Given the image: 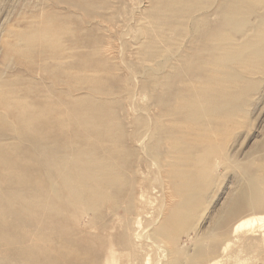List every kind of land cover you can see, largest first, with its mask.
Segmentation results:
<instances>
[{
    "label": "rangeland",
    "instance_id": "1",
    "mask_svg": "<svg viewBox=\"0 0 264 264\" xmlns=\"http://www.w3.org/2000/svg\"><path fill=\"white\" fill-rule=\"evenodd\" d=\"M178 1L179 0H100L99 3L98 0H87L84 5H81L83 12L81 7H79L80 5L73 4L71 0H0V131L3 132L4 137H7L6 139L8 140H15V135H13L15 132L9 130L6 125L16 124L18 121L17 115H20V112L16 113V116L11 113L12 108H14L16 104L22 102L30 104L39 101V104L45 106L53 104L55 99H60L62 102L70 97L72 98V96L76 99L78 97L83 99L89 97V95H96L92 87L99 85L97 86V88H99L101 85L108 88V86L112 84L111 86L114 88L112 95L115 93L113 103L116 109H121V113L123 111V115H120V119H122L124 126H122V130L119 127V131H123L126 134V141H124V144L127 145H125L126 153L128 158H130L129 156L132 154L140 153L139 144L141 143L153 147L154 150L159 148L157 142L152 141V144H148V135L151 129H147V117L151 118L158 113L157 107H155L154 104V98L152 97L153 94L157 97L165 95L162 89H164L166 85H168L171 90H174L179 85L180 81L184 79L186 74L188 75L185 77L187 79L190 75L196 74L194 76L195 81L206 83L211 80V83L214 85L217 83L221 84L223 78L225 80L227 77H230L232 72L237 73V76L239 74L238 81L230 82L231 87L229 86L226 88V92H231L233 97L232 103L234 102L236 105L240 104V107L238 111L233 112L234 114L232 115L229 128L230 131L225 134L222 128H219L218 132L221 134H217V139H215L216 137L213 139V142H215V145H213L218 149L215 150L217 152L214 151V154L210 152V161H208L207 164H203L200 169L198 168L194 171L195 173L201 172V174L204 171V175L200 178L198 177L202 182L201 185L205 187L203 189V202L196 212V216L193 217L192 222L186 228H190L191 230L188 231L183 228L174 243L158 241L161 245L160 247H163L160 249V252L155 246L149 245L148 242L144 240L143 234L145 231L142 232L145 228L144 226L138 227L137 229L134 228V231L127 229L126 215H124L122 211H115V208L122 203L120 197H123V194L119 198L114 197L115 200L112 202L110 198H105L103 201L96 202L95 206H91L90 204L83 206V204L73 201L68 191L62 187H58L55 191H51V195L48 194V200L52 204V207H54L53 211L50 210V212L54 215L42 213L40 210L36 211L35 209L26 208L23 210L24 213L22 212L23 216H25V219H23L24 224H19L18 228H15L16 233L23 232L22 230L24 227H27L26 229L28 231L31 230L33 233L34 231L35 233H39V229L41 233L38 235H42V232H44L42 238L44 236H49L48 238L51 237L50 241L46 239L47 237L44 238L45 240H41V238L38 239V241L40 240V245L42 241L45 244H47L48 241L50 242V246L42 243L41 246H43V248L48 246V249H50V247L53 248L55 246V249L53 248L54 251H58V246H60L62 242H67L61 245L62 248L66 250L62 251H65L63 256L67 254V251L71 254L73 253V258L74 256L76 258L78 253H80L78 257H80L82 261L85 260L87 264H104L105 262V264H139L140 261V264H154V259H156L155 264H158L157 262L159 259L164 260H160L159 264H163V262L167 264V261L170 263L173 257H181L183 252L192 254L199 249L202 252L199 263H188L184 260L179 264H203L205 261V264H264V208L254 209L247 205H240L237 203L236 212L230 219L221 222L219 225H214L213 223L214 217L223 208L227 198L232 194L238 196L240 189L243 188L242 185H245L247 181L245 179L250 178L249 174L251 173L252 175L255 174L257 170L261 171L264 169V148L263 145H261L264 141V58L262 59L263 64L260 62L259 66L257 63H252V60L251 63L253 65H251L248 60L246 62V60H244L245 56L243 60L242 58L239 59L242 61L241 63L237 60L236 62L235 59H231V57H229L231 61L229 58L223 59V57H221L222 59H218L217 57V62L216 60L214 61V58L209 55L207 50L202 48L204 43L206 45V39H202L199 42L198 50L196 49L197 45L193 44L194 37L192 35H194V24H192L191 21L194 16V18H196V16L200 15L201 17L204 15V17L208 18L207 21L211 26L215 27V25H217V27H220L221 30L219 31L221 32V36L225 35L227 37H225L223 41L220 40L219 43L221 44L227 40V43L229 42L228 45L230 44V46L236 47L238 44L241 46L250 40L249 34L251 35V33L255 31V28H257V25L254 24H258L256 15L260 14L263 21L261 20V24H259L261 28L256 36V45L261 49L262 47L264 48V0H238L235 3L231 1V8L234 6L238 7L239 5L245 8V11L240 14L236 20L231 19V21L228 22L227 20L230 19H225L227 17H223L221 13V8L224 7L223 4L225 5L224 2L228 0H211V4L210 2H208L207 5L205 3L204 6L206 7H202L203 9H201L200 12L196 9H191L193 10V14H191V10H189L190 15H187V17L186 14L183 15L184 4L181 10L178 7L180 5ZM187 1L189 0H186V2ZM70 3L71 5L73 4L74 7L73 5L71 6ZM170 4L175 5L173 9L178 7L182 12L180 11L178 13L176 10V13L173 14L170 12L167 16L165 6ZM92 6L93 8H91ZM250 9L255 10V16ZM215 10L216 14H214ZM202 12L205 13L203 14ZM188 16L191 17L188 18ZM159 18L163 19L159 20ZM220 19H222V21ZM222 22L226 27L222 25ZM193 23L195 22L193 21ZM158 31L161 34H159ZM154 32H156V34ZM246 36L249 37L245 38ZM245 39H247V41ZM110 42H112V44ZM148 46H150V48ZM138 52L141 53V55ZM145 53L147 54L145 55ZM218 55H220V53ZM224 57H227V55H224ZM17 60H19L18 63H21L17 64ZM201 62L203 64H201ZM244 63H248V66L246 65L247 68L245 65H241ZM200 64L202 66L200 68L197 67ZM243 66H245V68ZM203 70H205L206 74L210 77L207 81L203 79L202 75L199 76L198 74V71L200 73L201 71L203 72ZM225 75H227V77ZM242 78L246 80L244 81ZM247 80L249 82H246ZM60 83H62V85H60ZM233 83L234 85H232ZM240 85L242 87H240ZM105 87L104 89H106ZM70 89L74 92L71 90V93ZM78 89L79 91H77ZM234 90H237V92H234ZM133 107L137 108L138 112H136L135 110L137 109ZM140 108L143 110L141 111ZM18 110L21 111L19 108ZM131 115H133V118L137 115L135 116L136 123L132 122ZM12 117L14 119H11ZM41 118L43 121H48L52 117L50 114L46 113L41 116ZM204 118H206V116ZM3 126H6L7 129ZM231 127L233 128L231 129ZM140 130L142 131L140 132ZM84 139L85 138H83V140ZM137 140L141 143H138ZM98 142L99 144L101 143L100 145L102 148L107 147L110 143L117 144L116 141H106L103 137L99 138ZM124 144L122 145L124 146ZM161 146L162 147L157 150L163 152L165 147H163V145ZM147 163H149V167L146 166V169L150 170V179L155 181L154 187H150L151 194H149V196L151 195L150 197H152L151 200H153V203L147 210L149 212L148 214L156 216L159 208L164 205L161 189L162 177L160 175L155 176V167L151 165L150 162ZM182 164H184V162H182ZM182 164L181 166L183 167L184 165ZM261 167L262 169H260ZM125 170L124 175H130L129 168ZM253 171L256 172L254 173ZM153 195L156 196L157 200ZM37 202L39 206L43 203L39 200ZM106 203H108L107 205L109 207ZM11 204L15 206L14 204L17 203L11 202ZM96 205H98V208ZM100 206L101 208H99ZM109 211L112 214H109ZM65 217H68V220L64 221ZM0 220H2L1 216ZM245 220H248L246 225L244 224L236 228L240 222ZM92 222H95V224ZM104 222L106 223L105 225L103 224ZM90 225H93V227ZM38 226L41 228H38ZM67 226L71 230L76 229L72 231V233ZM44 227L45 230H43ZM193 227L197 229L196 232L195 229L193 230ZM0 228L3 231L5 229L3 226ZM184 230H186L185 233ZM123 233L131 235L132 241L130 242L131 244H124L126 247L124 251L125 253L127 252V256L124 254L121 259L116 260V250L120 246L117 242L122 240V238H117L115 235L121 236L124 235ZM186 234L189 235L188 238ZM59 235H63L64 237L66 235L67 239L64 237L61 239L62 236ZM69 235H71V237ZM140 235H143V237ZM58 236L61 241L63 240L62 242ZM68 239H71V241H68ZM75 241L81 244L83 242L82 245L80 243L76 244L80 248H83L81 252L78 249L79 247L77 248L79 252L74 248V243H77ZM68 242L72 243L70 244ZM68 244L71 245L72 248L71 246L69 248ZM64 245H66L65 248ZM83 245L84 247L92 248H90L89 251L88 249H84ZM207 245L209 246L207 247ZM52 248L50 249L52 251H48L49 253H54ZM71 249H73L72 252ZM61 250L60 247L59 251L61 252ZM86 250L89 252L86 253ZM91 251L94 254L91 253ZM156 251L158 252L157 255L154 253ZM173 251H178V253L174 254ZM5 252L3 250L0 252V264H19L17 257L12 258L9 256L10 254H4ZM83 252L85 253L83 254ZM162 252L164 253L162 254ZM160 253L163 256L167 253L165 259ZM89 254L91 257H89ZM86 255H88V257ZM93 255H95L98 260L92 258ZM101 255L103 258H101ZM139 255L140 258L142 256L140 261ZM70 256L71 255H67L65 257H68L70 260L72 259ZM80 258L77 259L80 260ZM127 258L130 259L127 260ZM92 259L93 261H91ZM94 259L99 263L95 262ZM32 262L33 261L29 260V262L27 261L25 263L33 264L34 262Z\"/></svg>",
    "mask_w": 264,
    "mask_h": 264
},
{
    "label": "bare ground",
    "instance_id": "2",
    "mask_svg": "<svg viewBox=\"0 0 264 264\" xmlns=\"http://www.w3.org/2000/svg\"><path fill=\"white\" fill-rule=\"evenodd\" d=\"M86 1L87 0H71L73 4L78 5V6L80 5L79 7H81L82 11H83V8L81 5H84ZM98 1L100 3V0ZM231 1L235 3L238 0H228L224 2L225 5L223 4L224 7L221 8V13L223 14L221 15L223 17L226 16L227 18L225 19H230V20H227V22L231 21V19L236 20V18L245 11V8L240 7L239 5L238 7L234 6L233 8H231L230 6ZM239 1H243V0H239ZM178 2L180 4L178 7L181 10H182V5L184 4L183 15L186 14V17L187 15H190L189 10L196 9L197 11L200 12L201 9L206 7L204 6L205 3L206 5L208 2H210L211 4V0H189L187 2L186 0H179ZM163 4H164V1H163ZM174 6H175L174 4L165 6V11H166L167 16L170 12L174 14L177 11L178 13L181 11L178 7L173 9ZM91 8H93V6ZM215 9H218V8H215ZM193 10H191V14H193L192 13ZM250 10L252 11V14L255 16L254 14L255 10L254 9H250ZM214 14H216V10ZM190 17L188 16V18ZM194 17H193L194 20L191 19L192 24H194V29H193L194 35L192 36L194 37L193 44L197 45V48H196L197 50L199 48V44H200L199 42L202 39H206L207 41L206 45L204 43V45H202V48H205L207 52L209 53V55L214 58V61L216 60V62H217V57L218 59H222L221 57H223V59L231 57V59L233 58L235 59V61L237 60L241 63L242 61L239 59L242 58L243 60V57L245 56L244 60H246V62L247 60L248 62L250 61L251 65H253L252 63H257L259 66L260 62L261 64H263L262 62L264 60L262 61V59L264 58V48L262 47L260 49V47L256 45V38H257L256 36H257L259 29L261 28L259 24H261V20L263 21V18H261L260 14L256 15V19H258V24H254V25H257V28L254 27L255 31H253L251 35L249 34L250 40L247 41V39H245L247 42L241 46L240 44H238L239 45L238 46L236 43H233L237 45L236 47H233L232 45L230 46V44L228 45L229 42L227 43V40L226 42L224 41L221 44L219 43V41L220 40L223 41L226 36L225 35L221 36L220 35L221 32L219 31L221 30L220 27H217V25H215V27L211 26V24L207 21L208 20L207 17H204V15L201 17L200 15L196 16V18ZM161 19L159 18V20ZM222 19L220 20L222 21ZM193 21L195 23H193ZM223 21H226V20H223ZM222 25L226 27V25H224L223 22H222ZM31 30H32V27H31ZM156 32L154 33L156 34ZM154 33H153V36H154ZM159 34L161 33L159 32ZM248 37L246 36L245 38H248ZM110 43L112 44V42ZM150 46L148 47L150 48ZM213 51H214V54H213ZM219 53L220 55H218ZM139 54L141 55V53ZM146 54L147 53H145V55ZM142 55L144 57L143 53ZM224 55H227V57H224ZM251 60H252V63H251ZM18 61L19 60H17V64H20L21 62L18 63ZM201 64L203 63L201 62ZM201 64L199 66H197L198 65L197 64L196 66L200 68L202 66ZM241 65L248 66V63L247 64L244 63ZM245 66L243 67L245 68ZM200 73L198 71L199 76L202 75L204 80L206 81L209 80L210 77L209 75L206 74L205 70H203V72L201 71ZM236 74L237 73L232 72V75L230 77H227V75H225L227 78L225 80L223 78V82H221V84L217 83L216 85L211 83V80L209 81L210 83L209 82L200 83V82L195 81L194 76L196 74L190 75L187 79L185 78L187 75L186 74L184 79L181 78L182 80L180 81L179 85L176 88L174 87L175 88L174 90H171L169 86L166 85L165 88L162 89L165 95L157 97L156 95L151 94L152 97L154 98L153 99L154 104H155V107H157L156 109L158 113L157 115H154L151 118L147 117V120H148L147 129L148 128L151 129V132L148 135L149 136L148 144L154 141L159 144V148L162 147L161 145H163V147L165 148L163 152H160V150H157L159 148H156L154 150L153 147L151 146L149 147V145L141 143L142 141L139 140L140 139L139 138L138 140L141 142H138V140L137 142L141 143L139 144L140 153L132 154L131 156H129L130 158H128L127 156L126 148H125L126 144H124V141H126V134L123 131L122 132L119 131V127L122 130V126H124L122 119H120V117L123 115L122 114L123 111L121 113V109L120 110H118V108L116 109L113 103L114 98H115L114 96L115 93L112 95V92H114L113 91L114 88L113 86H111L112 84L108 86L109 89L101 85L99 88H97V86L99 85H97L96 87H92L93 91L96 92V95H89V97H86L83 99L81 97H78L76 99L73 96L72 98L70 97L64 100L63 102L60 99H55L53 104H49L45 106L43 104H39L38 103L39 101L37 103L32 102L30 104H28L27 102L16 104L14 108H12L11 113L15 115L16 113L20 112V115H17L18 121L16 122V124L6 125L9 130H12L13 132H15L13 134L15 135L14 136L15 140L6 139L7 137L5 138L3 135V132L0 131V216L2 217V220H0V227L3 226L5 228L4 231L0 228V252H2L3 250L4 252L6 251L4 254L6 255L10 254L9 256H11L12 258L17 257L19 264H26L25 262L27 261L29 262V260L33 261L34 262V263L32 262L33 264L35 263L36 264H47V263L49 264H83V263L87 264V262L85 263V260H83L84 261L83 262L81 258L78 257L80 253H78V255L76 254L77 255L76 258L75 256L73 258L72 257L73 253L71 254L70 252L67 251L66 252L67 254L65 256L71 255L70 257H72L73 260L72 259L69 260L68 257L63 256V254H65V251H66L61 246L65 243V242H62L63 240L61 241V239H63L64 237L63 235H59V236H62L61 239L58 236V238L62 242V244L58 246L59 250L61 247L62 249L61 252L57 249L58 247L56 249L59 252L54 251L55 246L52 243V245L54 246L53 247L54 249L52 247H50V249L52 248L54 253H49L48 251H52L48 249V246H50L49 241L51 237L48 238L49 236H46L47 237L46 238L44 236L42 238V235L44 232H42V235H38L41 233L39 229H38L39 233L36 232L37 233L36 234L35 231L34 233L31 232V230L28 231L26 229L27 227L26 228L24 227L23 230L21 229L23 231L21 233L15 232L16 231L15 228H18L19 224H24L23 219H25V216H23V213H24L23 210H25L26 208L35 209L36 211L40 210L42 211V213L53 214L52 212H50V210L53 211L54 207H52V204L48 200V194H50L51 191H55L58 187H62L63 189H66L70 195V198L75 202L83 204V206H87L89 204L91 206H95L96 202L103 201L105 198H110L112 202L115 200L114 197L119 198L123 194L122 195L123 197H120V199L122 200V203L120 204V206L115 208V211H122L124 215H126L127 227H128L127 229H131L134 231L135 230L134 228L137 229L138 227L144 226L145 228L143 227L144 230H142V232L145 231L143 234L144 237L143 235L142 236L140 235V236L143 237L144 240L148 242L149 245L155 246L159 251L163 247H160L161 245L158 241H164V243L165 242L174 243L180 231L183 228L186 229L190 225L193 217L196 216V212L198 211V209L200 208L203 202V191H204L203 189L205 187L201 185L202 182L199 178L204 175V171L202 174L201 172L195 173L194 171L195 169H198V168L200 169V167H202L203 164H207L208 161H210V154H211L210 152H212L213 154L217 152L215 150H218V149L215 148L214 146L215 142H213V139L215 137H216L215 139H217L216 135L221 134L218 132L219 128H222L225 134L228 133V131H230L229 128H230L231 121H232V115L234 114L233 112L238 111L240 107V104L236 105V103L235 104L234 102L232 103L233 97L231 95V92L229 91L226 92L227 91L226 88H228L229 86L231 87L230 82L238 81L237 79L239 77V74L238 76ZM240 76L242 77L241 74ZM242 80L244 79L242 78ZM248 80L246 82H249ZM60 85H62V83H60ZM232 85H234V83ZM241 85L240 87H242ZM104 87L106 89H104ZM162 88H163V85H162ZM98 89H101V90H98ZM71 90L72 89H70V91ZM77 91H79V89ZM234 92H237V90H234ZM244 95H245V92H244ZM18 108L21 111H19ZM134 109H137V108H134ZM135 111L138 112V109ZM46 113L50 114L52 118L49 119L48 121H43L41 116H43ZM132 116L133 115H131L132 122L136 123L137 121L135 120V116L137 115H135L134 118ZM205 116L206 118H204ZM13 117L11 119H14ZM6 126H3V127L7 129ZM232 128L233 127H231V129ZM141 131L142 130H140V132ZM102 137L106 139V141H113V142L116 141L117 144L110 143L107 145V147L102 148L100 145L102 142L99 141L101 142L100 144L98 142L99 138H102ZM83 138L85 139L83 140ZM122 144H124V146ZM261 145H263V148H264V141ZM147 162H150V164L155 167V173H156L155 176L160 175L162 177L160 178L162 181L161 189H162V197L164 198L163 199L164 205H162V207H160L159 210L156 208L158 210L156 216H152L151 214H148L149 212L147 210L149 206L151 207V204L153 203V200H151L152 197H150L151 195L149 196V194H151L150 187H154V182H155L153 179H150L151 178L150 170L146 169V166H148L149 164ZM182 162H184V164H182ZM181 164L184 166L182 167ZM126 168L127 169L129 168V171H130V175L128 176L124 175ZM260 169H262V167ZM250 175L251 173L249 174V177H250L249 179H245L247 181L245 182V185H242L243 188L242 187H241L242 189L239 188L240 192L238 196H236V194H232L227 198L223 208L219 211V213H217V215L213 219L214 225H219L221 224V222H224L225 220L230 219L236 212L237 203L240 205H247L254 209L264 208V169L261 171L257 170L255 174H252L251 176ZM154 195L153 197L156 198L157 195L156 196ZM33 198H36V199H33ZM38 200L43 202L42 204H40V206L37 202ZM11 202H14L17 204H14L15 206H13ZM107 204L108 203H106V205ZM96 206L98 208V205ZM99 208H101V206ZM109 214H112V213L110 212ZM67 218L65 217L64 221L68 220ZM108 218H109V215H108ZM247 222L248 220L240 222L236 226V228L244 224L246 225ZM93 224H95V222ZM103 224L105 225L106 223L104 222ZM90 226L93 227V225H90ZM38 228H41V227L38 226ZM75 229L73 230L69 229V230H71L72 232ZM194 229L195 228L193 227V230ZM43 230H45V227ZM186 230L190 231L191 229L188 228ZM186 230H184V233L186 232ZM196 230L197 229H195V232ZM66 235L64 238L67 239ZM69 236L71 237V235ZM115 236L117 238H122V240L117 242L118 245L120 244V246L116 250L115 258L116 260H118V259H121L124 256V254L125 255L127 254V252L125 253L124 251V248H126L124 244H127V243L129 244L132 241V237L131 235H128V234H124L121 236L115 235ZM188 236L189 235H187V238ZM39 238H41V240L42 239L45 240L44 238L49 240V241L46 240L48 241L49 244L48 243L45 244L42 241L43 244L48 245L47 247L44 245L46 249L45 247L43 248V246H41L42 243L40 245V240L38 241ZM69 240L71 241V239H68V241ZM79 243L78 242L74 243L75 244L74 248L77 249L79 246L76 244H79ZM221 245H224V244H221ZM70 246L71 245H69L68 247L70 248ZM208 246L209 245H207V247ZM65 247L66 245H64V248ZM90 248L84 247V249H88L89 251H90ZM78 249L81 252V249L83 248L79 247ZM78 249L76 251H78ZM63 250L65 251L62 252ZM88 250H86L85 252L86 253L89 252ZM72 251L73 249H71V252ZM92 251L91 253H93ZM198 251L192 254L183 252L181 257L175 256L173 257V260L170 261V263L167 261V264H179L180 262L184 260L187 261L188 263L189 262L199 263L202 257V252L200 249ZM85 252H83V254ZM154 253L156 255L158 254L157 251ZM163 253L164 252H162V254ZM173 253L177 254L178 251H173ZM165 255H167V253H165ZM165 255L164 256L162 255L164 259H165ZM86 256L88 257V255ZM93 256L92 258H96V256L95 257ZM89 257H91V255ZM77 258L78 259L80 258V260H78ZM101 258H103L102 255H101ZM141 258L139 255V261ZM88 259H91V258H88ZM96 259H94L95 262H98L97 261L98 259L97 260ZM128 259L130 258H127V260ZM155 260L156 259H154V262H153L154 264L156 263ZM160 260L162 259L158 260L157 262L158 264ZM91 261H93V259Z\"/></svg>",
    "mask_w": 264,
    "mask_h": 264
}]
</instances>
